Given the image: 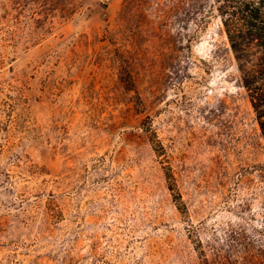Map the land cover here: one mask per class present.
<instances>
[{
	"label": "rangeland",
	"instance_id": "obj_1",
	"mask_svg": "<svg viewBox=\"0 0 264 264\" xmlns=\"http://www.w3.org/2000/svg\"><path fill=\"white\" fill-rule=\"evenodd\" d=\"M0 264H264L214 0H0Z\"/></svg>",
	"mask_w": 264,
	"mask_h": 264
},
{
	"label": "trees",
	"instance_id": "obj_2",
	"mask_svg": "<svg viewBox=\"0 0 264 264\" xmlns=\"http://www.w3.org/2000/svg\"><path fill=\"white\" fill-rule=\"evenodd\" d=\"M214 2L264 139V0ZM169 189L175 191L171 182ZM173 197L183 207L180 194Z\"/></svg>",
	"mask_w": 264,
	"mask_h": 264
}]
</instances>
